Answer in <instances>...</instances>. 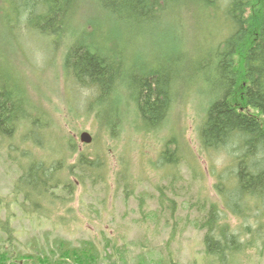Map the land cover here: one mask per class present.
Instances as JSON below:
<instances>
[{
    "label": "rangeland",
    "instance_id": "obj_1",
    "mask_svg": "<svg viewBox=\"0 0 264 264\" xmlns=\"http://www.w3.org/2000/svg\"><path fill=\"white\" fill-rule=\"evenodd\" d=\"M85 1L77 2L73 9L78 10L81 4L91 14L81 21L82 27L92 31L103 26L95 41L100 49V38L110 35L124 55V67L133 70L144 62L149 69L155 67L154 57L158 70L168 67L171 75L177 74L170 88L173 102L160 127L144 130L133 120V105L121 101L126 106L123 111L129 113L122 128L116 129L119 136H112L104 128L105 121L89 112L98 94L74 84L64 71L67 34L55 45L38 29L39 25H52L54 18L41 21L28 16L14 26L19 8L32 7L34 0H0V86L8 84L6 79L21 83L29 101L24 107L27 118L37 119L39 124L37 128L19 124L13 136L0 137V198L12 204L1 217L11 220L19 257L52 256L56 242L63 240L72 248L93 243L100 264H220L206 258V231L197 224L204 222L220 192L227 207L244 210L232 183L233 158L242 152L235 151L234 145L210 152L202 148L199 131L212 97L208 85L204 82L202 88L197 78L213 58L209 53L218 51L234 31L233 21L224 13L231 0H180V5H165V10L155 14L156 22L142 29L135 24L127 29L120 17H113L107 27L110 14L104 12V5ZM78 21L71 20L70 28H76ZM83 132L91 134L92 144L80 142ZM81 153L100 154L103 169L94 174L76 169L72 176L68 165L76 164ZM30 159L45 165L65 160L58 178L75 185L59 186L51 204L35 194L42 202L39 209L37 201L27 200L23 190L18 191L23 188L18 184L22 167ZM48 170L50 167L44 168L46 173ZM228 223L238 233L243 230L242 218L229 215ZM248 224L254 226L256 220ZM54 251L56 255L50 259L60 260L62 252ZM229 263L264 264V248L248 249Z\"/></svg>",
    "mask_w": 264,
    "mask_h": 264
},
{
    "label": "trees",
    "instance_id": "obj_2",
    "mask_svg": "<svg viewBox=\"0 0 264 264\" xmlns=\"http://www.w3.org/2000/svg\"><path fill=\"white\" fill-rule=\"evenodd\" d=\"M79 1L86 2L34 0L32 7L25 5L19 8L16 23H12L14 26L18 25L20 20H25L28 16H36L41 21H45L46 17L54 18L52 25H39L38 29L41 34L50 36L55 45L67 34L69 42L64 54V71L74 84L93 89L98 94L96 102L90 104L89 112L93 111L97 119L105 121L104 128L112 136H119L120 132H116V129L122 128L128 116L129 111H123L126 106L121 103L125 100L127 105H133L134 110H130L133 120L139 122L142 129L160 127L173 102L170 88L177 74L171 75L168 67L162 68L164 71L158 70V61L154 57L152 60L155 67L148 69L144 62L133 67V70L124 67V55L117 50L118 47L114 45L110 35L100 38L102 49L95 44L98 35L102 34V25L97 30L94 25L92 31L81 26V21H85L91 14L81 4L78 10L73 9ZM96 1L104 5L105 13L110 14V18L107 17V27L111 26L113 17H120L121 23L127 29L132 24L139 28L153 25L156 22L155 14L165 10V5L182 4L180 0ZM196 2L201 3L199 0ZM224 13L229 22L233 21L235 28L228 38H224L218 51L209 53L213 58L210 63L206 62V72H202L201 77L197 78L201 79L198 82L202 88L204 82L208 85V92L212 97L199 134L201 146L207 152L227 149L232 145L235 146V151L242 152V155L233 156L236 170L232 183L236 187L234 194L241 196L239 201H243L244 210L237 206L234 209L227 207L223 192H220L219 201L223 202L212 203L204 222L197 226L206 231V258H214L220 264H230V260L238 254H244L248 249L264 248V0H231ZM76 18L79 20L76 28H70L69 22ZM77 31L81 33L80 36L76 35ZM166 63L170 65V59ZM211 75L213 78L209 79L207 76ZM6 80L8 84L0 86L1 138L13 136L19 124L30 123L34 128L39 125L37 119L30 121L27 118L28 112L24 107L29 101L23 85ZM116 91L119 93L115 95ZM119 107L122 109L119 110ZM30 142H33L32 138ZM167 154L169 155V150ZM22 155L25 157V154ZM26 155L29 156L28 153ZM98 155L100 154H79L76 164L68 165V171L72 176L76 169L84 174L99 172L103 169V160ZM35 161L30 159L22 167V177L18 182L23 186L18 191L20 193L23 190L27 200L35 198V194L54 199L55 190L59 186L75 185L73 181L66 182L58 178V171L63 170L65 160L59 165H45ZM45 167H50L47 173L44 171ZM221 185L219 181L218 190ZM9 205L12 204L0 198V217L1 212L6 211ZM229 215L242 218L244 223L240 233L228 223ZM8 217L12 218L11 215ZM252 219L256 220L254 226L248 224ZM14 231L11 220L5 221L1 217L0 233L5 238L0 234V264H100V254L91 242H83L80 248H72L66 241L59 240L52 256L23 254L19 257L14 247L18 242ZM54 250L62 252L60 260L50 259L56 255ZM138 264L153 263L142 261Z\"/></svg>",
    "mask_w": 264,
    "mask_h": 264
},
{
    "label": "water",
    "instance_id": "obj_3",
    "mask_svg": "<svg viewBox=\"0 0 264 264\" xmlns=\"http://www.w3.org/2000/svg\"><path fill=\"white\" fill-rule=\"evenodd\" d=\"M81 141L83 143H91L92 142V136L89 133L84 132L81 134Z\"/></svg>",
    "mask_w": 264,
    "mask_h": 264
}]
</instances>
